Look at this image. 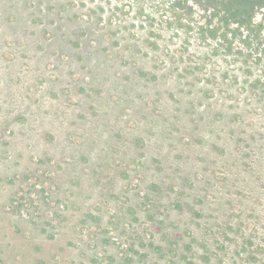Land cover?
Wrapping results in <instances>:
<instances>
[{"label": "rangeland", "instance_id": "obj_1", "mask_svg": "<svg viewBox=\"0 0 264 264\" xmlns=\"http://www.w3.org/2000/svg\"><path fill=\"white\" fill-rule=\"evenodd\" d=\"M180 1L0 0V264H264V17Z\"/></svg>", "mask_w": 264, "mask_h": 264}, {"label": "trees", "instance_id": "obj_2", "mask_svg": "<svg viewBox=\"0 0 264 264\" xmlns=\"http://www.w3.org/2000/svg\"><path fill=\"white\" fill-rule=\"evenodd\" d=\"M203 3L210 5L211 11L218 16L221 27L209 28L215 33L219 31V28L226 30L229 26H235V30L246 29L256 32V17L259 14H262V18L264 17V0H203ZM169 9L176 21L187 17L190 12L189 6L180 0H169ZM253 32L249 33L253 34ZM223 34L226 36L227 32H221L220 35Z\"/></svg>", "mask_w": 264, "mask_h": 264}]
</instances>
